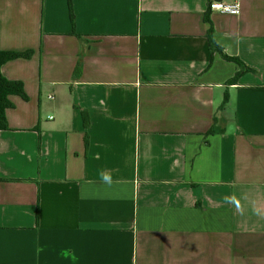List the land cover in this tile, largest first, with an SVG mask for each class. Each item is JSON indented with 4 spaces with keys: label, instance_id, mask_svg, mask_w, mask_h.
I'll list each match as a JSON object with an SVG mask.
<instances>
[{
    "label": "crops",
    "instance_id": "crops-1",
    "mask_svg": "<svg viewBox=\"0 0 264 264\" xmlns=\"http://www.w3.org/2000/svg\"><path fill=\"white\" fill-rule=\"evenodd\" d=\"M214 1L0 0V51H34L1 68L28 100L0 130V264H264V0ZM211 27L253 72L231 82Z\"/></svg>",
    "mask_w": 264,
    "mask_h": 264
},
{
    "label": "trees",
    "instance_id": "trees-1",
    "mask_svg": "<svg viewBox=\"0 0 264 264\" xmlns=\"http://www.w3.org/2000/svg\"><path fill=\"white\" fill-rule=\"evenodd\" d=\"M208 39L209 45L213 52H219L225 59L229 61L235 62L240 67V72L231 80V82L236 83L239 78L248 72H253L247 65H245L239 58L237 57H230L223 52V49L216 43L215 40V32L211 27L208 31ZM34 54L33 50H29L26 52H7V51H0V130H8V122L6 118V112L9 109L14 108V104L10 101V96H19L23 100L27 101L28 96L24 89V85L22 82L19 81H10L5 78L2 74L1 68L2 66L9 62L16 59H31ZM81 75V62L77 65L74 78L77 79ZM228 102V95L225 94L224 103L225 106ZM89 121L86 119L85 125L88 126ZM223 129H216L214 126L210 130V134L215 133H223Z\"/></svg>",
    "mask_w": 264,
    "mask_h": 264
},
{
    "label": "built area",
    "instance_id": "built-area-1",
    "mask_svg": "<svg viewBox=\"0 0 264 264\" xmlns=\"http://www.w3.org/2000/svg\"><path fill=\"white\" fill-rule=\"evenodd\" d=\"M209 7L211 11L220 12L222 14L238 16L241 13L240 0H235L233 3L214 1L210 3Z\"/></svg>",
    "mask_w": 264,
    "mask_h": 264
}]
</instances>
